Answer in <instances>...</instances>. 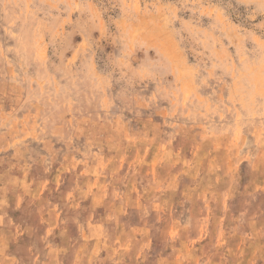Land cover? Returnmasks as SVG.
Listing matches in <instances>:
<instances>
[{
  "label": "rangeland",
  "instance_id": "obj_1",
  "mask_svg": "<svg viewBox=\"0 0 264 264\" xmlns=\"http://www.w3.org/2000/svg\"><path fill=\"white\" fill-rule=\"evenodd\" d=\"M0 264H264V0H0Z\"/></svg>",
  "mask_w": 264,
  "mask_h": 264
}]
</instances>
